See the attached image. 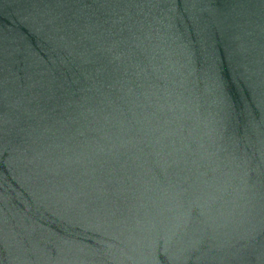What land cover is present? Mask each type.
Returning <instances> with one entry per match:
<instances>
[{
    "label": "water",
    "instance_id": "water-1",
    "mask_svg": "<svg viewBox=\"0 0 264 264\" xmlns=\"http://www.w3.org/2000/svg\"><path fill=\"white\" fill-rule=\"evenodd\" d=\"M0 264H264V0H0Z\"/></svg>",
    "mask_w": 264,
    "mask_h": 264
}]
</instances>
